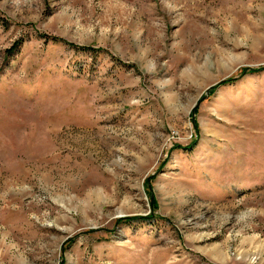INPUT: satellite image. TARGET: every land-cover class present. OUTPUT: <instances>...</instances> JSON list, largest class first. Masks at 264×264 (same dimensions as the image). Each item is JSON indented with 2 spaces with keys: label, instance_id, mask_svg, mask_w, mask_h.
<instances>
[{
  "label": "rangeland",
  "instance_id": "rangeland-1",
  "mask_svg": "<svg viewBox=\"0 0 264 264\" xmlns=\"http://www.w3.org/2000/svg\"><path fill=\"white\" fill-rule=\"evenodd\" d=\"M0 264H264V0H0Z\"/></svg>",
  "mask_w": 264,
  "mask_h": 264
},
{
  "label": "trees",
  "instance_id": "trees-1",
  "mask_svg": "<svg viewBox=\"0 0 264 264\" xmlns=\"http://www.w3.org/2000/svg\"><path fill=\"white\" fill-rule=\"evenodd\" d=\"M41 37H45L46 38V36H41ZM51 40H53V41H55V42H62V43H64V44H67L68 46H70L71 48H74V49H76V50H82V51H86V50H93L92 48H90V47H78V46H75V45H73V44H70V43H67V42H65L64 40H62V39H58V38H55V37H51L50 38ZM261 69H255V70H249V69H243L242 71H241V75H244V74H253V73H256V72H258V71H260ZM235 79L234 78H229V79H225L224 81H222V82H220L219 84H218V86H223V85H226V84H230L231 82H233Z\"/></svg>",
  "mask_w": 264,
  "mask_h": 264
}]
</instances>
